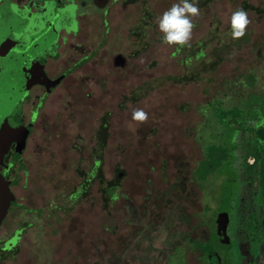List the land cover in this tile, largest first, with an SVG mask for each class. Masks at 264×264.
Segmentation results:
<instances>
[{"label":"rangeland","instance_id":"obj_1","mask_svg":"<svg viewBox=\"0 0 264 264\" xmlns=\"http://www.w3.org/2000/svg\"><path fill=\"white\" fill-rule=\"evenodd\" d=\"M67 2L53 0L40 21L23 19L14 3L1 11L0 39L9 25L19 40L0 55V153L28 133L18 117L22 103L25 111L37 103L25 92L32 64L42 72L38 59L50 55ZM89 2L92 19L80 36L89 53L54 63L60 73L28 137L27 204L37 209L10 201L0 264H199L198 250L183 249L186 235L196 237L190 226L202 220L212 242L213 225L228 219L229 264H264V142L254 116L264 107V0H196L190 46L164 44L156 24L178 0ZM237 8L251 23L234 40L228 17ZM248 73L256 75L249 88L241 83L248 86ZM133 108L148 120L133 121Z\"/></svg>","mask_w":264,"mask_h":264},{"label":"flooded vegetation","instance_id":"obj_2","mask_svg":"<svg viewBox=\"0 0 264 264\" xmlns=\"http://www.w3.org/2000/svg\"><path fill=\"white\" fill-rule=\"evenodd\" d=\"M89 1L90 0H68L67 7L59 14L60 19L63 22V26L59 30L57 39H55L56 42L54 41V47L52 50L47 52L50 54L49 56H47L45 59L44 56H42L41 59H38L39 64H41L40 71L46 73V75L49 77V83L56 77L58 73H60L58 72L56 74H53L55 72L54 70H57V68L59 67V65L56 66V64L54 65V63L58 64L59 61L62 60L61 62H71L70 64L73 65L76 61L85 59L86 55L89 53L88 44L90 43V41L87 43L85 39V42H82V40L80 39V36H86L85 33H87L86 31L89 28L92 19V14L90 11L91 3ZM10 3H14L18 6V11L23 19L25 15L33 21V17L36 16L37 21H40L45 17L44 14L51 7L53 0H0V15L2 10H5V12L9 13ZM73 6H75V8H73ZM1 27L2 26H0V28ZM30 27L31 25L28 24L23 25V28H26V30L32 29ZM4 28H6V33L0 39V55H4L8 50H10L11 53L15 49V47H12L14 41L16 42L17 40H19L16 37H13L11 26L5 25ZM17 45L19 46L18 42ZM35 61H33L32 63H34ZM32 66H34V69L30 71L33 74L34 78L32 82H34L38 78H41L42 75L41 72H38V69L36 67L37 65L32 64ZM22 69L24 77H28L29 70H27L26 67H23ZM49 83L43 85L35 82L26 87L27 90L25 92L27 96H30V101H32L33 98L37 99V103L33 106L30 104L26 111L24 109L25 103H22L21 105L22 109L20 111L18 121L22 126H24V129L28 130V133H26L24 140L22 141L21 136L24 131L21 132L18 139L16 138L15 140L9 142L8 146L5 147L4 150H2V152L0 153V173L7 181L10 182L7 189L9 197H5V193H3V190H1L0 188V207L2 206L4 208L2 212V220L0 221V223H2L3 217L8 212V210L12 208L11 206L8 207V204L12 199H15L16 206L23 205L24 211L37 209L34 207H29L27 204V202L32 201L34 197L29 192L30 167L28 161L30 160V157L26 154V146L29 134L33 129L35 121L39 117L40 108L37 106L38 104H42L43 99L48 93L47 86L49 85ZM39 88L41 89V92L39 91ZM36 91L39 92L36 93ZM261 126L262 125H260V127ZM15 179H17L16 182H13ZM19 184L21 185L20 189H22L21 193H19V190H17ZM3 203H5V206L3 205ZM199 211L200 210L196 211V215L199 214ZM226 211H228L229 213V208ZM223 222L224 223L219 227L217 225H213L212 230H214V236L212 242L208 241L211 229L207 230L209 233L207 240H205L204 238L205 236L203 232L204 227L206 228V226L202 223V220L198 221L196 230H193V227L190 226L191 230L194 232V234H196V237H194L193 235H186L184 237V242H186L187 245L183 246L184 253H186L187 251L195 252L198 250L199 254H195V257L199 264H214V261H216V264H229L232 248L231 240L228 237L230 229L229 219L223 220ZM200 231L202 232L200 233ZM194 243H199L200 248L198 249V247H196ZM0 246L2 248L6 245L2 244ZM5 255V253H2L0 254V257Z\"/></svg>","mask_w":264,"mask_h":264},{"label":"clouds","instance_id":"obj_3","mask_svg":"<svg viewBox=\"0 0 264 264\" xmlns=\"http://www.w3.org/2000/svg\"><path fill=\"white\" fill-rule=\"evenodd\" d=\"M199 16L200 9L196 0H178L173 3L156 18L157 27L163 34L162 42L167 45L190 46L195 27L194 18ZM250 23L248 14L242 8L231 11L228 24L232 39H241ZM131 119L142 124L148 120V114L142 108H133Z\"/></svg>","mask_w":264,"mask_h":264},{"label":"trees","instance_id":"obj_4","mask_svg":"<svg viewBox=\"0 0 264 264\" xmlns=\"http://www.w3.org/2000/svg\"><path fill=\"white\" fill-rule=\"evenodd\" d=\"M222 42L221 43H224V40H221ZM197 60H201V59H203L204 58V52L203 51H200V52H198L197 54ZM215 64V63H214ZM214 64H211L210 66H214ZM247 75H249V76H251V78H250V81H249V78H248V86H247V84H246V82H241V83H243V87L245 86V87H247V88H249L253 83H256V78H255V76L256 75H254L253 73H248ZM189 76L191 77L192 76V78H194L193 77V74H189ZM172 79H173V77H171ZM180 79H182V78H179V79H177V80H180ZM246 84V85H245ZM254 91V90H253ZM261 91H263V90H261ZM249 92V91H248ZM254 92H257V91H254ZM259 93V92H258ZM263 93V92H262ZM256 115H258V117L256 116ZM254 116L256 117V119H257V121H256V123H255V126H257L258 127V132L259 131H263V134H261L260 136H261V138H262V140H263V142H264V128H262L263 127V124H264V107L262 108V110L260 111V113H254ZM260 125H262L261 127H260ZM248 127V129L250 128V129H252V131L254 130L253 129V126L252 125H250V126H247V124H245V128H247ZM249 129V130H250ZM257 132V133H258ZM102 142V141H101ZM104 142V141H103ZM103 142L101 143L102 145H103ZM264 145V144H263ZM260 147V146H259ZM257 150H260V148H257ZM222 158H225V156H223ZM231 158H232V156L230 157V158H227V159H225V160H227V162L225 161V166L226 167H228V161H230L231 160ZM98 164H99V162H98ZM258 164H259V171L261 170L263 173H264V150H262V151H258ZM229 169V168H228ZM231 170H233L234 172H235V170H234V168L232 167V169ZM99 176H100V173H99ZM260 187H261V193H262V195H263V203H264V174L262 175V179H261V181H260ZM110 188H112V185L110 184V186H109V189ZM101 189H102V191L104 192V193H108L109 191V189H105V187L104 186H102L101 187ZM105 201L107 202V201H109V198H107V197H105ZM8 251V247L7 246H3L1 249H0V254H2V253H5L6 254V252Z\"/></svg>","mask_w":264,"mask_h":264},{"label":"water","instance_id":"obj_5","mask_svg":"<svg viewBox=\"0 0 264 264\" xmlns=\"http://www.w3.org/2000/svg\"><path fill=\"white\" fill-rule=\"evenodd\" d=\"M41 75H42V77L41 78H38L37 80H35L34 82H32V83H40V84H43V85H46V84H48L49 83V77L46 75V73L45 72H41ZM19 137V136H18ZM18 137H16L17 139H18ZM120 174L121 173H119V175L118 176H120ZM1 178V177H0ZM2 182H1V180H0V188H1V190H3V193H5V190H7L8 189V187H3V185L1 184ZM8 192V191H7ZM5 195V197H9V195H8V193L6 194H4ZM5 203H3V205H4ZM5 206V205H4ZM3 207L1 206L0 207V215L2 214V212H3Z\"/></svg>","mask_w":264,"mask_h":264}]
</instances>
